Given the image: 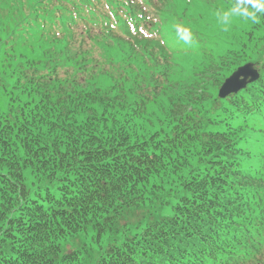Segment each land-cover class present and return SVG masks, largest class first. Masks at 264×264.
I'll use <instances>...</instances> for the list:
<instances>
[{"label": "trees", "instance_id": "trees-1", "mask_svg": "<svg viewBox=\"0 0 264 264\" xmlns=\"http://www.w3.org/2000/svg\"><path fill=\"white\" fill-rule=\"evenodd\" d=\"M173 1L0 0L1 95L23 93L29 86L42 96L47 88L61 85L68 73L77 77L98 70L108 76L117 63L96 69L88 56L105 43L134 50L124 64L119 62L118 75L124 81L144 68L150 75L144 94L138 95L123 121L107 125L84 121L71 133L62 154L53 148L48 151L51 163L40 167L53 175L44 178L42 189L29 191L21 174L13 180L0 174L4 191L0 202L10 210L0 211V264H54L60 242L118 211L146 201L161 202L169 192L146 187L173 176L180 196L171 216L107 248L97 264H264V13L256 14L249 31L228 42L230 49L217 52L213 41L223 38L214 30H202L205 15L198 13L192 22L188 15L173 17L167 10ZM200 1L209 3L204 11L219 17L228 3L237 0ZM122 16L148 24L152 39L132 35L125 23L114 31L124 21ZM166 29L179 31L175 35L180 39L190 30L192 41L183 55L203 60L195 70L199 80L194 85L201 87L206 79L215 88L212 102L220 107L218 115L226 120L230 134L241 132L239 138L249 140L244 153L229 135L202 136L187 130L192 103L198 99L193 92L172 99L162 91L176 54L163 41ZM64 53L68 64L41 66L42 59ZM249 62L259 79L220 100L216 91L222 80ZM71 102V97L53 96L44 112L63 114ZM147 104L160 111L170 106L169 116L157 119L171 125L169 134L133 138L141 108ZM12 115L0 114V151L22 125L21 113ZM227 139L232 143L227 144ZM32 149L24 153L41 159L42 154ZM241 153L246 157L244 166ZM157 176L162 177L153 179Z\"/></svg>", "mask_w": 264, "mask_h": 264}, {"label": "rangeland", "instance_id": "rangeland-1", "mask_svg": "<svg viewBox=\"0 0 264 264\" xmlns=\"http://www.w3.org/2000/svg\"><path fill=\"white\" fill-rule=\"evenodd\" d=\"M256 2L257 0H253L252 3L246 4L242 0H237L233 1L234 4L228 3L226 13L219 17L204 11V4L200 0H175L167 7V10L173 17L188 15L190 21L198 13L205 15L202 20L204 26L202 30H214L219 37H222L224 41L216 38L213 43L217 52H224L226 49H230L228 42L235 41V36L250 30L254 21L250 18L251 14L254 13L256 18V14L264 13L256 11ZM225 16L228 18L226 24L222 22ZM193 25L196 26V24ZM87 46L89 47V45ZM98 48L101 50H91L88 55L89 58H93L96 69L101 65L109 66L110 62L117 63L115 68L107 71L108 76L101 75L102 72L99 73L98 70L77 77L68 73L62 77L61 85L55 84L54 87L47 88L45 90L47 92L42 96L34 93V89L29 86H26L23 93L16 91L11 95L6 93L1 95L0 93V114L7 113L12 117V113L17 112L21 113L22 117L19 131L16 130L12 133L5 148L0 151V174L9 180H13L18 174H21L29 191L42 189L46 185L44 178L53 175L49 172L50 170L40 167L51 163L48 157V151L51 148L62 154L66 144L73 137L71 133L84 121L100 120L104 125L116 120L123 121L124 114L134 107V102L139 100L138 95L144 94L143 90L148 85L149 72L144 68L135 76H129L124 81L125 77L118 75L121 70L119 62L124 64L125 59L134 53V50L130 51L119 43H105L104 46ZM234 50L238 51V48L235 47ZM66 56L65 53L63 56H48L47 59H42L41 66L50 68L55 64L66 65L69 63ZM173 63L169 69V81L164 82L162 91H166L172 99L180 94H187L190 97L191 92L198 96V99L192 103L194 112H189L192 118L187 120L189 127L187 130L198 132L202 136L208 134L229 135L232 142L236 141L235 148L239 147L242 153L247 151L249 140L240 139L241 132L239 135H231L226 120L218 115L220 107L212 102L215 88L212 89L206 79L205 85L204 83L201 87L194 85V82L199 80L195 70L203 64L201 57L192 54L181 55L175 57ZM220 65L226 68L225 64L220 63ZM226 78L222 80L221 84ZM121 88H123L122 91L118 90ZM53 96L71 97L73 102L67 105V110L63 114L44 112L50 108L48 100ZM82 97L90 101L85 102V99L80 103L78 99ZM164 106L162 111L158 109V106L151 104L141 108L142 111L137 122L139 127L133 138L158 139L171 132L170 124L157 123V119L160 117L167 118L169 116L170 106ZM231 141L226 142L231 144ZM30 148L37 150L36 153L42 154L41 159L34 160L30 155L24 153ZM242 153L239 161L243 163L246 157ZM191 165H194L193 161H191ZM188 169L189 167H186L184 171ZM161 177L157 176L153 179ZM175 180L174 176L169 181L155 180L152 185L146 187V189L153 187L155 191L169 192V196L161 202L146 201L135 209L126 212L123 210L121 214L118 211L113 217L100 221L94 227H89L60 242L61 253L54 264H97L107 248L119 245L127 237L140 234L152 222L169 218L172 214L171 208L180 196V193L176 191L179 189L175 187L177 183ZM3 192L0 189V197L3 196ZM8 209L9 207H3L0 202L1 212L5 213ZM8 211L10 212V210ZM98 230L103 234L100 235Z\"/></svg>", "mask_w": 264, "mask_h": 264}, {"label": "water", "instance_id": "water-1", "mask_svg": "<svg viewBox=\"0 0 264 264\" xmlns=\"http://www.w3.org/2000/svg\"><path fill=\"white\" fill-rule=\"evenodd\" d=\"M257 72L253 69V65L247 64L238 68L228 79L224 81L219 89L218 96L223 99L229 94L237 93L245 88L248 83L256 81Z\"/></svg>", "mask_w": 264, "mask_h": 264}, {"label": "clouds", "instance_id": "clouds-1", "mask_svg": "<svg viewBox=\"0 0 264 264\" xmlns=\"http://www.w3.org/2000/svg\"><path fill=\"white\" fill-rule=\"evenodd\" d=\"M242 2L247 4V3H252L253 0H242ZM255 9H256L257 12H264V0H257V2L255 4ZM250 18L255 20V14L254 13L251 14ZM222 22L225 23V24L228 23L227 16H225L223 18ZM186 42H188V41H186Z\"/></svg>", "mask_w": 264, "mask_h": 264}]
</instances>
